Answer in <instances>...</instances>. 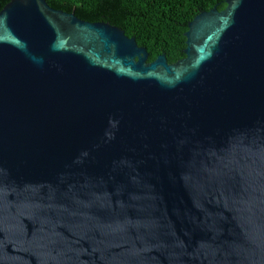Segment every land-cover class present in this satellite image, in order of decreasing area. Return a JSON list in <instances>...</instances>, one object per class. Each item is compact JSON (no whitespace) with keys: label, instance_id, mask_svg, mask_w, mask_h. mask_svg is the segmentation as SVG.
<instances>
[{"label":"water","instance_id":"95a60500","mask_svg":"<svg viewBox=\"0 0 264 264\" xmlns=\"http://www.w3.org/2000/svg\"><path fill=\"white\" fill-rule=\"evenodd\" d=\"M186 56L47 0L0 11V264H264V0Z\"/></svg>","mask_w":264,"mask_h":264},{"label":"trees","instance_id":"16d2710c","mask_svg":"<svg viewBox=\"0 0 264 264\" xmlns=\"http://www.w3.org/2000/svg\"><path fill=\"white\" fill-rule=\"evenodd\" d=\"M11 0H0V11ZM50 6L74 12L91 22H109L135 37L148 52V61L165 54L170 63L186 56L189 22L200 12L226 0H47Z\"/></svg>","mask_w":264,"mask_h":264}]
</instances>
